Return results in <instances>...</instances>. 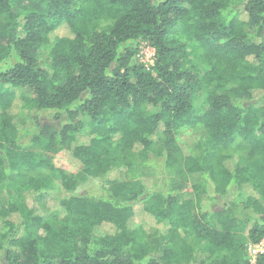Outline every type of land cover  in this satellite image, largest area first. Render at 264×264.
Returning <instances> with one entry per match:
<instances>
[{
  "label": "trees",
  "instance_id": "trees-1",
  "mask_svg": "<svg viewBox=\"0 0 264 264\" xmlns=\"http://www.w3.org/2000/svg\"><path fill=\"white\" fill-rule=\"evenodd\" d=\"M56 149L80 172L53 192ZM263 239L264 0H0V264H251Z\"/></svg>",
  "mask_w": 264,
  "mask_h": 264
},
{
  "label": "rangeland",
  "instance_id": "rangeland-1",
  "mask_svg": "<svg viewBox=\"0 0 264 264\" xmlns=\"http://www.w3.org/2000/svg\"><path fill=\"white\" fill-rule=\"evenodd\" d=\"M153 56H154V51L152 49L148 48L143 42H137L135 45V56L132 64L136 65L140 63L143 64L145 67L150 68L153 64ZM204 110H205V105L203 103V97H200L197 99L195 104V112L193 113V117H192L194 118L193 122H195L197 118L203 115ZM179 136H180L179 143L180 141L191 143L196 141L197 139H202L204 137V134L202 133V130L197 127V125L192 124L188 127H184ZM40 152L41 154L47 156L55 167V171L51 173V177L53 181L52 183L53 192L59 191L60 174L74 175L80 172V167L72 161V158L68 151L56 149L51 152H43V151ZM163 153L164 150L162 149L161 139H159L154 151L149 153L147 159L148 163L153 164V166L152 168L145 170L144 176L153 177V178L160 176L159 174L161 172L160 163L163 161V157H164ZM178 156L181 157L180 155ZM179 166H180V162L174 165L173 168L168 169L167 172L171 178H178L177 177V174L179 173L178 171L181 170ZM21 175L24 176L25 172H22ZM197 182H198L197 177L187 176L186 183L188 184V186L195 185ZM11 183L12 184L8 186V191L11 195H14L15 184L13 182ZM97 184H98L97 181H93L90 184L86 183L85 185H82L81 188L87 187L89 185L95 187ZM29 202H31V200H29ZM262 241L264 245V239ZM248 246L249 245H247L246 252L251 263L252 258L249 255Z\"/></svg>",
  "mask_w": 264,
  "mask_h": 264
},
{
  "label": "built area",
  "instance_id": "built-area-1",
  "mask_svg": "<svg viewBox=\"0 0 264 264\" xmlns=\"http://www.w3.org/2000/svg\"><path fill=\"white\" fill-rule=\"evenodd\" d=\"M263 248H264L263 241H261L257 245H249L248 246V252H249L250 257L252 258L251 264L254 263V260L257 257V255L264 252Z\"/></svg>",
  "mask_w": 264,
  "mask_h": 264
}]
</instances>
